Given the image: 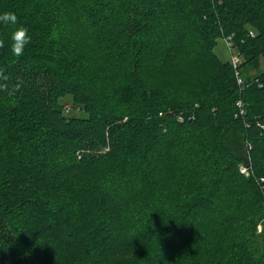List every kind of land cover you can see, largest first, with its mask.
<instances>
[{"label":"trees","instance_id":"trees-1","mask_svg":"<svg viewBox=\"0 0 264 264\" xmlns=\"http://www.w3.org/2000/svg\"><path fill=\"white\" fill-rule=\"evenodd\" d=\"M3 12L0 264H264V0Z\"/></svg>","mask_w":264,"mask_h":264},{"label":"clouds","instance_id":"clouds-1","mask_svg":"<svg viewBox=\"0 0 264 264\" xmlns=\"http://www.w3.org/2000/svg\"><path fill=\"white\" fill-rule=\"evenodd\" d=\"M0 23L7 24L11 27L9 33L10 51L13 55L20 56L30 41L27 29L17 23V18L12 12L0 13Z\"/></svg>","mask_w":264,"mask_h":264},{"label":"built area","instance_id":"built-area-1","mask_svg":"<svg viewBox=\"0 0 264 264\" xmlns=\"http://www.w3.org/2000/svg\"><path fill=\"white\" fill-rule=\"evenodd\" d=\"M251 34L254 35L253 32H251ZM224 40H225V42H226V44H227L229 50H230L231 53H232V54H231V58H230V60H231V62H232V64H233V66H234L235 69H236V74H237V77H238V82H239L240 84H243V79H242V77H241V75H240V73H239V70H238V65H239V64L241 63V61H242V56H241L239 53H237V52H233V49H234L235 45H234V43H233V41H232L231 36L225 37ZM238 103H239L240 105H243L242 101H239ZM241 171H242V172H245V173H248V168H247V166H241Z\"/></svg>","mask_w":264,"mask_h":264},{"label":"rangeland","instance_id":"rangeland-1","mask_svg":"<svg viewBox=\"0 0 264 264\" xmlns=\"http://www.w3.org/2000/svg\"><path fill=\"white\" fill-rule=\"evenodd\" d=\"M216 52L225 60H229L231 58V51L228 49V46L224 40V38H219L218 39V44L216 46ZM233 52H235V50H233ZM261 65L263 67V61L261 62ZM68 109H70V107L68 106ZM263 229V224L260 223L258 225V232H261Z\"/></svg>","mask_w":264,"mask_h":264}]
</instances>
